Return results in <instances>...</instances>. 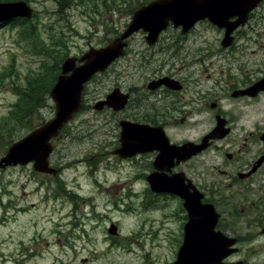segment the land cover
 Instances as JSON below:
<instances>
[{
    "label": "rangeland",
    "instance_id": "1",
    "mask_svg": "<svg viewBox=\"0 0 264 264\" xmlns=\"http://www.w3.org/2000/svg\"><path fill=\"white\" fill-rule=\"evenodd\" d=\"M14 1L27 2L31 7L34 16L29 21L35 27L38 42L33 47L29 38L20 35V28L10 25L0 28V122L17 101L13 87L23 86L25 78L38 70L42 60L60 64L69 56L80 57L90 48L106 45L124 31L140 6L151 2L63 0L59 10L54 0H7ZM255 13L252 32L260 35L251 36L247 44L237 39L235 47L241 48L238 53L224 55L218 50L214 58L208 55L220 47V30L206 23H198L186 39L185 63H193L200 56V64L214 62L199 70L203 92L210 90L216 95V87L223 85L225 78L239 74L250 81L263 76L264 20L258 18L257 10ZM174 35L172 26L163 32L165 38ZM60 39L64 43L60 52L64 53L63 59L54 52L52 59L46 58L42 52L54 45V49L58 47ZM143 39L141 31L130 38L124 60L116 61L84 87L83 109L52 140L49 165L56 174L38 173L31 164L0 168V264H171L175 261L180 245L179 222L171 212L177 210V205L169 201L159 207L168 200H145L146 183L141 178L146 171L145 157L133 161L112 153L118 146V122L124 116L93 109L115 87L124 91L140 88L158 65L165 63L163 70L174 67L166 64L169 55L157 51L160 44L150 46ZM206 108L204 105L202 113L197 115L200 124L193 131L182 129L171 136L175 140L201 137L209 127ZM245 109L250 117L264 118V94ZM53 116L54 105L48 99L33 115L32 124L38 126ZM29 131L7 121L6 130L0 131V158ZM221 157V153L215 155L211 150L198 157L200 173L205 175L207 171L211 176H220L209 168ZM111 225L116 227L114 235L108 233ZM248 258V264L252 263L253 257ZM261 258L263 261L264 256Z\"/></svg>",
    "mask_w": 264,
    "mask_h": 264
},
{
    "label": "flooded vegetation",
    "instance_id": "2",
    "mask_svg": "<svg viewBox=\"0 0 264 264\" xmlns=\"http://www.w3.org/2000/svg\"><path fill=\"white\" fill-rule=\"evenodd\" d=\"M256 10L259 12L258 18L264 20V0H261L248 14L245 25L231 33L230 47L225 49L218 47L208 55L211 54L214 58L218 50L223 51L224 55L232 51L238 53L241 48L235 47L238 46L237 39H242L247 44L251 36L260 35L252 32L254 27L251 21L254 20ZM235 19L232 18L230 21ZM198 23H206L209 27H214L206 19ZM198 23L184 34L179 28L175 29L174 36L165 38L162 35L158 38L156 44L158 46L160 44V47H156L157 51L169 55L166 64L174 67L171 70H163L165 63L158 65L140 88L131 87L126 91L123 90L128 94L129 99L123 109L115 114H121L123 118L134 123L146 124L155 130L154 134L161 136V140L163 134L169 144L176 146L188 141L200 143L202 137L219 124L220 128L218 126L219 130L217 129L216 134L225 135L211 140L210 144L208 142V148L185 161H177V158H173L171 161L165 159L155 164L160 152L158 146L130 159L134 161L139 157H145L146 171L141 176L146 183L145 200L154 198L168 200L158 205L159 207L165 206L169 201H174L177 205V210L171 214L178 217L179 247L184 242V229L189 220L186 204L199 211L201 206H211L217 214L215 231L233 240L231 246L233 252L224 262L248 264V256H251L253 261L250 264H264V260L261 261L263 259L261 255L264 256V118L250 117L245 109L264 92L253 98L234 97L236 91L247 88L255 81V79L246 80L243 74L225 78V82L220 80V83H224L216 87V95L210 90L205 92L201 90L199 70L214 62L200 64V56L199 59L194 58L193 63H185L183 56L186 39ZM214 28L220 30L219 43L224 31ZM243 28L250 30L241 31ZM204 105L208 107L206 112L209 114V127L203 135L197 140H175L171 136L175 132L182 129L190 132L200 124V120L196 117L202 113L201 108ZM209 150L215 155L222 154L221 160L218 163L212 162L209 168L210 171L215 170L214 173H219L218 177L209 175L207 171H204L205 175L200 173V165L196 159ZM152 175H154L152 181L153 178H158L171 182L169 189L181 191L187 201L173 192L162 190L153 192L148 181V177Z\"/></svg>",
    "mask_w": 264,
    "mask_h": 264
},
{
    "label": "water",
    "instance_id": "3",
    "mask_svg": "<svg viewBox=\"0 0 264 264\" xmlns=\"http://www.w3.org/2000/svg\"><path fill=\"white\" fill-rule=\"evenodd\" d=\"M260 1L157 0L139 8L132 15L130 23L120 37L115 38L104 47L90 48L80 58L69 57L63 61L60 74L49 92V97L54 103V117L13 143L5 156L0 159V168L33 162L35 171L46 174L55 173L48 163V157L52 151L50 140L58 135L60 129L72 119L74 114L79 112L84 84L95 74L104 72L116 58L124 54L123 39L135 31L142 29L148 33L149 42H154V39L167 27L169 22L174 27L182 26L183 32H185L196 21L206 18L212 24L226 28L222 41V46L226 47L232 40L229 36L230 33L246 22L248 14L256 8ZM31 14L32 11L24 2L0 3V23L16 17L29 18ZM234 17L237 19L234 22H229V19ZM260 91H264V76L245 90L235 92L233 96L254 97ZM127 98L128 95L115 89L106 96L105 100L97 102L93 109L101 111L106 106L113 111H119L126 104ZM119 124L121 127L120 147L113 153L120 158L132 157L138 153L152 150L155 146L154 143H157L160 145L158 147L160 155L156 158V162L165 159L171 161L173 158H177V161H185L204 150L208 145L209 138L223 136L214 135L216 131L214 129V134L211 132L203 138V144L196 145L187 142L182 146H174L169 145L163 134H161V140V136L154 134L155 130L147 125L129 121H121ZM152 177L154 175L148 177V181L153 191L175 192L187 201L181 191L169 189L172 183L158 180V178H153L154 181H152ZM186 207L189 212V221L184 229V242L172 264H224L222 259L231 252L229 246L233 244V240L225 238L219 232H214L216 217L212 218V211L208 209L209 207L202 206L200 211L194 210L187 204ZM199 216L201 217L200 221L198 220ZM115 229V226L111 225L108 232L114 234ZM198 239H200V243Z\"/></svg>",
    "mask_w": 264,
    "mask_h": 264
},
{
    "label": "trees",
    "instance_id": "4",
    "mask_svg": "<svg viewBox=\"0 0 264 264\" xmlns=\"http://www.w3.org/2000/svg\"><path fill=\"white\" fill-rule=\"evenodd\" d=\"M60 7L61 10L63 0H54ZM0 2H7V0H0ZM10 25L9 27L20 28V35L26 36V39L31 40L32 46L37 47L38 36L35 34V27L32 22L25 19H15L10 23L1 25L4 27ZM37 41V42H36ZM40 44V41H39ZM57 44V42H56ZM55 46V45H54ZM54 46L50 50L42 52L46 58L52 59L51 54L60 53L64 43L60 39L58 47ZM63 52L60 53V60L63 59ZM46 59L42 60L37 71H33L30 75L25 78V84L23 86H14V92L17 94V101L12 105L11 109L8 111V116L5 117L2 122H0V131L6 130L7 121L11 122L17 128L24 127L26 129L32 130L36 125L32 124L33 115L37 111L46 105L49 97L50 88L55 83V80L60 72V64H47ZM83 109V107H82ZM10 142V141H9Z\"/></svg>",
    "mask_w": 264,
    "mask_h": 264
}]
</instances>
